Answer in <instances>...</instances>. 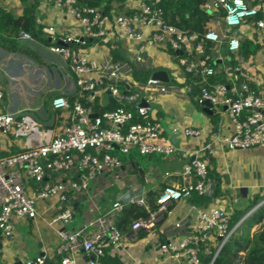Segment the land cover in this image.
<instances>
[{"label": "built area", "instance_id": "built-area-1", "mask_svg": "<svg viewBox=\"0 0 264 264\" xmlns=\"http://www.w3.org/2000/svg\"><path fill=\"white\" fill-rule=\"evenodd\" d=\"M137 1V9L127 16L81 6L79 0H40V12L52 3L60 13L70 16L76 26L75 33L70 30L58 33L55 25L46 26V35L51 45L49 52L67 64L68 71L75 76L78 94L71 103L62 96L51 100L52 110L69 112L58 135L40 141L19 155L0 156V235L3 238L13 237L15 220L35 221L42 217L41 202L50 204L48 206L55 210L48 220L49 226L69 224L74 215L71 198L88 193L91 182L100 173L121 167L120 158L113 153L128 156L132 150H137L142 156L190 158L182 167L179 182L166 186L154 207L142 200L128 202V205L145 211V217L131 223L132 234L150 235L166 218L174 203L186 200L194 193L201 197L212 196L207 183L208 164L204 158L213 155L216 149L242 151L264 145V84L259 91L251 90L247 83L239 86L236 83L209 84L208 78L218 71L207 65L206 60L195 59L204 55L202 42L220 46L223 40H227L228 51L241 63L237 56L240 34L243 29H251L248 19L261 14L262 19L255 23L251 32L257 36L253 40L260 47L258 63L264 68V0H207L201 10L208 14L222 13V23L216 24L221 31L219 33L206 24L205 33L201 35L169 25L162 9L164 0ZM16 37L22 42L33 41L23 29ZM119 45H124L125 54L114 60L112 51ZM102 46L107 48L106 60L98 64L90 56ZM157 46L167 47L175 53L174 59L179 60L184 74L199 78L192 86L178 87V94L191 95L198 108L204 109L208 103L212 115L225 116L231 125L228 134L216 133L209 143L191 153L160 137L161 124L147 118L149 107L141 106V103L149 102L146 94L166 95L169 89L163 82L152 78L139 84L131 80L137 66L143 63L144 54ZM223 59L220 55L216 57L219 62ZM228 70L232 72L231 76L240 72L239 68ZM197 84L199 88L195 91ZM106 91L121 106L91 118L96 113L82 101L93 103L97 99L99 102ZM2 97L0 90V100ZM124 104L132 106L133 111L124 108ZM135 116L143 121L135 123ZM38 128L32 118L17 113L0 114L1 135L34 134ZM173 132L179 131L174 129ZM181 133L185 137L200 136L194 128H184ZM263 204L264 200L250 213ZM122 210L120 203H114L108 212L93 218L79 231L67 234L57 230L59 264H77L74 256L79 252L85 254L86 264H102L106 250L109 247L118 250L126 240L116 225ZM199 220L201 237L188 235L180 242L164 243L160 247L161 254L182 253L189 258L190 264H201L200 240L212 232L217 240L212 264L235 228L228 229L229 217L220 208L202 211ZM1 252L0 247V256ZM44 263V258L24 262Z\"/></svg>", "mask_w": 264, "mask_h": 264}, {"label": "crops", "instance_id": "crops-1", "mask_svg": "<svg viewBox=\"0 0 264 264\" xmlns=\"http://www.w3.org/2000/svg\"><path fill=\"white\" fill-rule=\"evenodd\" d=\"M137 6V0H126L127 9L135 11ZM0 8L16 16L22 13L21 5L16 0H0ZM40 15L42 16L41 24L45 30L46 26L55 25L58 33L68 30L76 32L72 18L60 13L52 6V3H49ZM207 25L220 33L221 30L216 24L214 25V21ZM241 35L252 39L257 38L251 29H243L240 39ZM32 39L33 41L28 43L15 38L10 44L5 40L4 42L0 40V78H2L0 87L4 86L2 82L9 80L12 84L11 93H13L10 103L3 93L0 100V114L17 113L19 116L34 119L39 127L34 134L0 135V155L8 156L27 151L40 141L58 135L69 112L52 110L51 100L56 96L65 97L67 100L75 99L78 94L75 76L68 71L64 63L49 52L51 45ZM46 39L50 43L49 38ZM16 41H19V44H16ZM224 46H227V40H223L217 52V56L220 55L224 59L218 63L220 67L216 71L218 73L222 71L227 78L233 79L229 81V84L238 85V77L242 76L243 82L241 83H252L255 90L259 91L264 84V68L258 63L260 47L256 56L250 57L247 61L239 63L235 60L237 62L235 67L239 68L240 72L231 76L229 67L225 66L227 62H224L225 59H230L222 53ZM124 49V45H119L112 53L117 52L120 56L125 54ZM106 53L107 48L102 46L91 54L90 59L102 64L106 60ZM172 53L164 46L150 48L144 54V61L137 66L131 80L139 84L152 78L156 72L166 73L168 82L163 83L169 89L168 94L161 95L152 92L145 96L149 100L146 104L149 107L147 118L157 120L161 124L160 137L164 141L191 153L209 143L216 133L228 134L231 125L225 116L214 115L215 119L210 118L212 114L208 115L199 109L193 96L178 94L177 88L186 84V74L183 73L179 67V60L174 59ZM233 55L235 57V54ZM199 58L202 59V57H195V59ZM136 74L141 76L138 78ZM33 96H35L34 99ZM107 102L118 103L105 93L99 100V104L103 106ZM45 105L50 114H45ZM184 128H194L200 132V136L185 137L181 133ZM174 129L179 132L174 133ZM118 157L121 161L119 169L100 173L91 182L88 193L71 198L74 215L69 224L49 226L48 220L55 210L45 202L40 203L43 211L42 217L35 221L15 220L14 234L10 238L11 243L15 241V244L10 246L0 239L2 249L0 264H24L26 260L36 258H44V262H48L60 258L56 253L60 243L57 230L67 234L79 231L93 218L108 212L114 203H120L123 209L131 206L128 205L130 200H142L147 204L155 195L161 193L163 188L179 182L182 167L190 160V158L185 160L180 156H142L137 150H132L128 156L119 155ZM204 160L208 164L207 171L210 170L217 177H207V183L210 184L212 192L211 197H202L207 202L203 204L201 200L191 195L186 200L174 203L169 209V214L150 235L132 234L130 225L134 220L123 219L124 214L121 212L116 221H120L118 229L126 240L118 250L109 247L102 264H190L189 258L182 253L161 254L160 242L177 243L188 235L201 237L199 215L202 211L220 208L228 215L230 223L236 214H242L248 210L254 196L264 195V145L242 151L216 149L213 155L207 156ZM197 197L201 196L197 195ZM251 211L246 212L232 229L254 212L250 213ZM20 223L34 229V239L31 238L30 242H26L23 232L18 230L22 227L19 226ZM177 224L179 228H176ZM258 229V227L253 228L252 232ZM204 236L205 239H201L199 243V247L205 248V255L201 256L199 253L201 264H204L209 249L215 250L217 247V240L212 232ZM74 257L77 264L87 262L82 252L75 254Z\"/></svg>", "mask_w": 264, "mask_h": 264}, {"label": "trees", "instance_id": "trees-1", "mask_svg": "<svg viewBox=\"0 0 264 264\" xmlns=\"http://www.w3.org/2000/svg\"><path fill=\"white\" fill-rule=\"evenodd\" d=\"M20 3L22 8V13L19 16L14 15L12 12L0 8V40L7 43H13L14 39L17 38V33L20 29H23L31 35L32 38L40 41L44 44H50L48 40L44 37L46 34L45 27L41 24L42 16L40 15L39 5L40 0H16ZM207 0H164L162 3V9L164 10V18L166 22L180 30H187L189 32H194L198 34L205 33V26L209 22H212L218 16L222 14H208L201 10V6ZM79 5L88 6L99 9L104 13H110L114 10L118 14H125L127 16L134 13V11L126 8V0H79ZM255 4H250L254 6ZM262 19V15L259 14L256 17L248 19L247 23L250 28H255V23ZM204 48L203 60H206L207 65H211L214 70L220 67V64H215L217 52L219 50L218 45L211 42H202ZM2 45V44H1ZM221 50V49H220ZM259 50V46L254 43V40L248 36L241 35L240 47L237 55L241 61H247L250 57L256 56ZM222 53L224 56H229L230 61L225 63L226 67L235 69L237 62H235L234 55L230 53L227 46L222 48ZM115 60L120 59L117 52L112 53ZM175 56V53H172ZM139 78L141 75L136 74ZM239 76V75H238ZM186 85L192 86L194 81L199 80V78H193L192 75L186 74ZM238 84L241 85L243 80L238 77ZM209 84H225L230 85L226 74L221 72H216L214 76L208 78ZM247 83V82H245ZM238 85V86H239ZM199 84L195 86V91L198 90ZM251 90H255L252 83L248 84ZM74 99L69 98L68 101L71 103ZM82 104L86 107H90L93 113L101 114L105 111H112L121 105L118 103L107 102L101 106L96 99L93 103H88L86 100L82 101ZM124 108L133 111L132 106L123 105ZM203 110L202 108H199ZM214 118V115L210 116ZM143 119L138 116L134 117V122H142ZM25 152V151H23ZM23 152H17L10 154L8 156L0 155L1 157H11L19 155ZM207 177L217 178L213 172L207 171ZM164 190V188H163ZM162 190V191H163ZM161 191V192H162ZM155 195L152 199L147 202V205L154 207L157 197L160 195ZM193 197L201 200L202 203H206L207 200L202 197H197L194 193ZM264 200V195L259 194L254 196L250 202V206L246 212L251 211L256 206H258ZM123 219L127 221L135 220L138 218L145 217V211L143 208H139L135 205H131L122 210ZM245 212V213H246ZM236 214L232 221L228 225V229L231 230L234 225L240 220L243 215ZM128 223V222H127ZM116 225L120 228V221H116ZM258 227L259 229L252 232V229ZM144 235V234H143ZM204 247H199V253L201 256L204 253ZM216 252L210 248L208 255H206L204 264H210L213 256ZM106 256V255H105ZM105 258V257H104ZM104 260V259H103ZM102 260V262H103ZM60 258L54 259L53 261L45 262L44 264H59ZM212 264H264V204L259 206L246 220H244L240 225H238L233 233L230 235L228 241L220 249L217 256L215 257Z\"/></svg>", "mask_w": 264, "mask_h": 264}, {"label": "rangeland", "instance_id": "rangeland-1", "mask_svg": "<svg viewBox=\"0 0 264 264\" xmlns=\"http://www.w3.org/2000/svg\"><path fill=\"white\" fill-rule=\"evenodd\" d=\"M222 14V13H221ZM222 15L221 16H218L217 18H215V20H214V25L215 24H218V23H222ZM44 37L45 38H48L47 37V35L45 34L44 35ZM16 44H19V41H16ZM64 66H67V64H64ZM240 78H243L242 76H239ZM1 80H2V78H0ZM228 79V81H233V79L232 80H230L229 78H227ZM7 81V80H6ZM3 83V85L4 86H2V87H0V90L2 91V93H4L5 95H6V100L10 103V98H11V96H12V94L13 93H11V90H12V84L10 83V81L8 80L7 82H2ZM7 84V85H6ZM239 85V84H238ZM31 97V96H30ZM35 98V96H33V99ZM43 103H44V101H42ZM44 112H45V114H50V111L48 110V108L46 107V105L44 106ZM218 118V117H217ZM213 119H215V118H213ZM1 135V134H0ZM4 136V135H3ZM114 155H116V156H119L120 154L119 153H113ZM23 220H26V219H23ZM19 226H22V227H19L18 228V230L20 231V232H23L22 234H23V237L25 238V241L26 242H30V240H31V238H33L34 239V229L33 228H31L30 226L28 227L27 225H25V224H22V223H20V225ZM16 228V227H15ZM0 239H1V241L2 242H6V244H8V245H10V246H12V245H14L15 244V241H13L12 243H11V241H10V239H5V238H3L2 237V235H0ZM3 252H4V250H3Z\"/></svg>", "mask_w": 264, "mask_h": 264}, {"label": "water", "instance_id": "water-1", "mask_svg": "<svg viewBox=\"0 0 264 264\" xmlns=\"http://www.w3.org/2000/svg\"><path fill=\"white\" fill-rule=\"evenodd\" d=\"M228 61H230L229 58L224 60V62H228ZM218 63H219V61H215V64H218ZM231 73L232 72L229 71V74H231ZM152 79L158 80V81H161V82H164V83H167L168 82V78H167L166 73L165 72H162V71H159V72L154 73L153 76H152ZM106 94L109 96V98L111 97L109 91H107ZM141 106L147 107L146 103H144V102L141 103ZM209 108H210V105L208 103H206L203 111L205 113H207L208 115H211L212 112L209 110ZM96 117H97V114L91 115V118H96ZM113 149H117V147L116 146H113ZM163 244H164V242H160V247Z\"/></svg>", "mask_w": 264, "mask_h": 264}]
</instances>
